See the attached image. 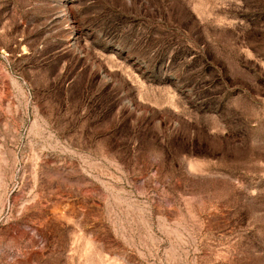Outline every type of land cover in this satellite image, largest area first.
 <instances>
[{"label":"rangeland","instance_id":"rangeland-1","mask_svg":"<svg viewBox=\"0 0 264 264\" xmlns=\"http://www.w3.org/2000/svg\"><path fill=\"white\" fill-rule=\"evenodd\" d=\"M0 264H264V0H0Z\"/></svg>","mask_w":264,"mask_h":264}]
</instances>
